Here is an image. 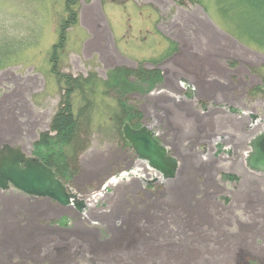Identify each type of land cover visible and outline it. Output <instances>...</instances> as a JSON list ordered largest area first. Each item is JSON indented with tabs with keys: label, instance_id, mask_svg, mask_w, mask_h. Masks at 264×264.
Returning <instances> with one entry per match:
<instances>
[{
	"label": "rangeland",
	"instance_id": "obj_1",
	"mask_svg": "<svg viewBox=\"0 0 264 264\" xmlns=\"http://www.w3.org/2000/svg\"><path fill=\"white\" fill-rule=\"evenodd\" d=\"M69 1L77 23L66 29L53 63ZM218 10L216 0L185 7L177 0H0V150L46 152L36 144L42 134L55 136L51 123L64 93L53 68L74 78L94 74L102 83L118 69L143 67L158 70L161 83L138 87L130 79V104L142 117L138 128L129 126L146 127L178 163L175 178L166 180L139 160L123 136L126 123L118 132L112 121L116 99L100 95L84 152L72 164L75 176L61 181L85 208L19 218L29 236L38 235L23 254L30 243L48 250L33 264H264V175L246 163L250 139L264 126H244L243 115L261 114L262 105L252 99L248 110L244 97L233 108L227 93L235 57L260 59L264 49L230 33ZM237 71L250 81L264 77V68ZM249 125L239 147L230 146L240 137L236 129ZM18 255L3 257L23 263Z\"/></svg>",
	"mask_w": 264,
	"mask_h": 264
},
{
	"label": "trees",
	"instance_id": "obj_2",
	"mask_svg": "<svg viewBox=\"0 0 264 264\" xmlns=\"http://www.w3.org/2000/svg\"><path fill=\"white\" fill-rule=\"evenodd\" d=\"M187 2L197 4L199 0H177L180 7H185ZM216 3L230 33L234 35L236 33L238 38L245 37L255 46L264 49V0H216ZM75 6V1H69L67 5L69 19L65 22L67 27L63 29L60 44L54 49L53 63L58 61V50L63 51L66 29L77 23L78 14L74 11ZM52 75L64 85V93L51 123L50 132L55 133V136L51 137L49 133L41 135L36 147L44 148L46 152L36 153L35 157L52 169L64 184H68L67 181L72 180L76 173L72 164H77L79 153L84 152L82 151L84 147L79 148L82 139L91 134L93 104L96 99L100 95L107 97L108 94L116 99L117 110L112 116L116 131L120 132L123 123L138 128L139 122L136 125L134 122L140 120L142 116L139 109L130 104L128 95L133 86L130 79L139 87L157 85L161 83V78L158 70L148 71L143 67L136 70L118 69L102 83L94 74L74 78L53 68ZM101 87L106 89V92L99 93ZM78 102L77 110L74 111V106ZM54 148L59 150L54 151ZM223 177L233 179L231 176ZM256 263L257 260H254L253 264Z\"/></svg>",
	"mask_w": 264,
	"mask_h": 264
},
{
	"label": "water",
	"instance_id": "obj_3",
	"mask_svg": "<svg viewBox=\"0 0 264 264\" xmlns=\"http://www.w3.org/2000/svg\"><path fill=\"white\" fill-rule=\"evenodd\" d=\"M124 138L132 145L139 160L144 161L164 179H174L178 171L177 160L156 141L146 127L133 130L128 124L123 129ZM254 154L249 159L251 169L264 172V137L253 143ZM36 198L56 202L60 206H74L80 212L85 208L73 194L67 192L56 174L40 160L25 156L18 148L5 146L0 150V190L10 187Z\"/></svg>",
	"mask_w": 264,
	"mask_h": 264
},
{
	"label": "crops",
	"instance_id": "obj_4",
	"mask_svg": "<svg viewBox=\"0 0 264 264\" xmlns=\"http://www.w3.org/2000/svg\"><path fill=\"white\" fill-rule=\"evenodd\" d=\"M55 207L58 206L50 201L31 199L18 193L0 192V262H4L3 264H12V262L10 263L8 261L9 259L7 260V258L3 256H10L12 253H16L19 254L18 257H20L16 259H22L23 263L16 261L13 262V264H33L32 261L36 260L33 257L34 255L41 257L43 253H47L48 250L45 247L29 242L31 246L27 249V252L23 254L24 249L28 247V241L37 242L36 238L38 239V235L36 234L32 235V237L28 235L30 234L29 225L24 223L25 221L28 222V220H25L24 217H33L37 212H42L41 218H53L52 215L55 216L56 212L54 211L56 209ZM45 213H49L50 216L45 217ZM21 217L24 218V222L20 221L19 218ZM34 232L35 231H33V233ZM28 236L31 237V240H29ZM25 238L27 239L26 241ZM2 239H6V242L9 244H17L19 248L10 250L4 246ZM27 260L31 262L28 263Z\"/></svg>",
	"mask_w": 264,
	"mask_h": 264
},
{
	"label": "flooded vegetation",
	"instance_id": "obj_5",
	"mask_svg": "<svg viewBox=\"0 0 264 264\" xmlns=\"http://www.w3.org/2000/svg\"><path fill=\"white\" fill-rule=\"evenodd\" d=\"M235 61H236V63H238V66L234 71V79H233L232 88L229 89V91L227 92L228 94L232 95L230 99H232L233 105L231 104V107L241 108V105L244 103L243 100L245 97V100H246L245 105H246L247 109L249 110L250 108L248 106L252 104V99H254L255 102H258L259 104L262 105L261 114H254L252 111L250 113L246 112L245 114H243L245 119H247V122L245 121V124L250 123V124H254V125L264 126V77H262V76L260 77L258 75H255L256 79L253 81L252 80L250 81L247 78H244V77H241L240 75H238V71H237V69L240 66H242L244 68H247V67L264 68V57H262L260 59H247V58H242V57L236 56ZM259 78H260V80H258ZM207 82H209V80H207ZM223 91L226 92V89H223ZM236 92H240V93H242V95L239 96V98H237ZM242 119H244L243 116L242 117H239L237 115L234 116V122L240 123L242 121ZM254 125H249L248 128H246V129H243V128H241L239 130L236 129L238 131L240 137H232L230 139L231 140L230 146H232V145L237 146L238 145V147H239V144H240L239 141L242 139V137L245 134H248L249 132L252 131ZM202 131H200V135H202V133L204 134V132H202ZM172 135L174 138L176 137L175 134H172ZM199 137H201V136H199ZM260 137H264V130L259 134H255L252 137V139H250V151L247 155V160L253 154V149H252L253 142ZM230 152L234 153V149L231 148ZM247 166H248V164H247Z\"/></svg>",
	"mask_w": 264,
	"mask_h": 264
},
{
	"label": "bare ground",
	"instance_id": "obj_6",
	"mask_svg": "<svg viewBox=\"0 0 264 264\" xmlns=\"http://www.w3.org/2000/svg\"><path fill=\"white\" fill-rule=\"evenodd\" d=\"M246 124L244 123V126H245ZM162 147H164V146H162ZM165 149H167L166 147H164ZM253 154H254V151H253ZM138 158V157H137ZM261 173H264V172H261ZM256 264H258V262L256 263Z\"/></svg>",
	"mask_w": 264,
	"mask_h": 264
}]
</instances>
